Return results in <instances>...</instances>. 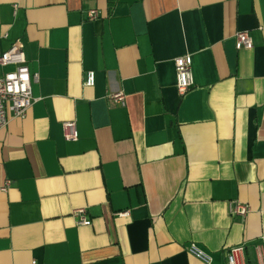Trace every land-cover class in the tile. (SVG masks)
<instances>
[{
  "label": "crops",
  "instance_id": "1",
  "mask_svg": "<svg viewBox=\"0 0 264 264\" xmlns=\"http://www.w3.org/2000/svg\"><path fill=\"white\" fill-rule=\"evenodd\" d=\"M13 45L34 103L0 129V264H205L191 245L208 264L234 247L264 264V0H0Z\"/></svg>",
  "mask_w": 264,
  "mask_h": 264
},
{
  "label": "built area",
  "instance_id": "2",
  "mask_svg": "<svg viewBox=\"0 0 264 264\" xmlns=\"http://www.w3.org/2000/svg\"><path fill=\"white\" fill-rule=\"evenodd\" d=\"M99 17L96 10L88 13L89 20ZM252 40L246 32H237L235 35V47L237 50L251 49ZM11 68L0 75V129L7 126L13 119H24L27 111L34 103L31 93V86L35 77L30 74L27 61L22 50L13 45L7 51L0 50V69ZM176 75V91L182 96L194 86V79L191 71V60L189 57L179 58L174 61ZM94 73L88 72L85 76L84 85L92 87L94 85ZM108 100L125 106V96L122 92H114L108 95ZM63 133L66 140H76L78 137L76 125L73 121L63 123ZM9 185L6 182L4 190ZM228 212L235 217H246L250 212L248 205L238 201L228 203ZM78 226H86L88 221L85 210L77 209L73 211ZM128 212L118 213L116 217H127ZM188 252L205 264L210 262L209 257L197 249L194 245L188 248ZM243 252V247H234L226 251L227 264H243L239 256ZM32 264H38L33 262Z\"/></svg>",
  "mask_w": 264,
  "mask_h": 264
},
{
  "label": "trees",
  "instance_id": "3",
  "mask_svg": "<svg viewBox=\"0 0 264 264\" xmlns=\"http://www.w3.org/2000/svg\"><path fill=\"white\" fill-rule=\"evenodd\" d=\"M114 2L115 0H108V11L112 8Z\"/></svg>",
  "mask_w": 264,
  "mask_h": 264
}]
</instances>
